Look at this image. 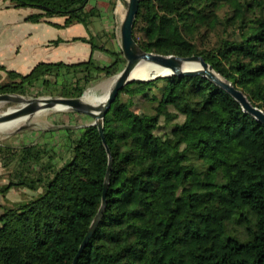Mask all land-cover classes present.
<instances>
[{
  "label": "trees",
  "instance_id": "obj_1",
  "mask_svg": "<svg viewBox=\"0 0 264 264\" xmlns=\"http://www.w3.org/2000/svg\"><path fill=\"white\" fill-rule=\"evenodd\" d=\"M7 1L55 27L101 17L91 0ZM133 35L148 53L203 57L264 110V0H142ZM73 41L111 63L40 62L28 74L0 66V94L79 98L126 63L108 40ZM104 134L106 144L97 126L70 124L0 143V194L30 192L0 214V264L73 263L102 203L107 148L104 214L77 264H264V124L230 93L199 75L135 81Z\"/></svg>",
  "mask_w": 264,
  "mask_h": 264
},
{
  "label": "water",
  "instance_id": "obj_2",
  "mask_svg": "<svg viewBox=\"0 0 264 264\" xmlns=\"http://www.w3.org/2000/svg\"><path fill=\"white\" fill-rule=\"evenodd\" d=\"M142 0H125V14L120 23V49L125 58L126 64L124 68L110 78H115L111 87L109 97L105 104L94 106L87 104L83 101L86 90L79 98H65V97H49V98H31L27 99L25 96L17 94H0V103H13L19 105L15 108H9L5 113L0 115V124L5 122H11L19 119H29L36 113L45 110H57V111H70L81 115H86L93 119V122L84 126H97L99 133L105 143L104 123L105 117L113 102L116 100L119 93L130 83L135 81L150 82L160 78L169 76H203L213 81L228 93H230L236 101L240 103L244 112L254 116L258 121L264 124V110L254 105L242 92L241 89L232 86L227 82L220 74H218L213 67L205 61L201 56L194 55L191 57H179V56H163L154 53H148L141 49L138 43L134 39L133 30L134 23L137 18L140 3ZM154 64L163 70H166L167 74H154L148 77H136L135 73L142 70L144 64ZM188 63H199L201 68L191 69L186 68ZM221 78H219V77ZM109 79V78H108ZM98 85V84H97ZM29 125L21 126L17 131L25 130ZM82 127V126H80ZM106 144V143H105ZM109 155L108 171L105 178L104 192L102 197V203L100 209L95 216L88 233L83 240L78 254L73 260L72 264H77V261L87 247L90 239L94 235L96 228L102 218L106 205L107 190L109 187L110 174L112 171V156L107 148Z\"/></svg>",
  "mask_w": 264,
  "mask_h": 264
},
{
  "label": "rangeland",
  "instance_id": "obj_3",
  "mask_svg": "<svg viewBox=\"0 0 264 264\" xmlns=\"http://www.w3.org/2000/svg\"><path fill=\"white\" fill-rule=\"evenodd\" d=\"M5 2L10 3L7 0H0V51L5 50L6 45L13 42L14 39L18 40L17 37L22 36V33L29 31L28 25H30V23L27 24L24 21L26 17L32 14L39 13L38 9L32 7L13 9L11 11L1 10V8L6 4ZM120 4L124 5L125 8V0L102 1L101 6L107 9H105L103 13L108 12L109 14L105 15L104 20L101 23L100 21L98 22L97 18L94 19L92 23L96 29H100V31L98 32L99 37L97 36L95 42L101 44L102 42L99 41L100 37H102L103 39L106 38L105 41L108 40V47L111 49H120V23L123 18H121L117 14V8ZM46 20L63 21L61 17H54L52 19ZM103 30L107 31L106 35H102ZM32 34H34V32ZM37 36L38 35H36V37ZM22 41L25 44V42H27V39L22 37ZM2 76H5V74L2 73ZM4 79L1 78V80ZM107 79L101 81L100 83L106 81ZM49 97L50 96L39 95L36 92L25 96V98L27 99ZM18 106L19 105L13 103H0V115L5 113L9 108H15ZM92 122L93 119L86 115L76 114L70 111L45 110L38 112L31 118L27 119V121L22 125H29L27 129L21 131H14L10 134H0V143L10 144L12 142L15 143L21 139H24L25 142L27 140L33 142L36 141L37 138L39 139L40 135L47 130L63 129L65 126L70 124L74 127H80L90 124ZM198 123L202 127L203 132L210 136V120L208 118H202L198 121ZM198 133L199 132L197 131L187 130V136L189 139L196 138L198 136ZM27 194H30V192L21 187L11 190L6 196L0 194V214L7 206L25 200L28 196Z\"/></svg>",
  "mask_w": 264,
  "mask_h": 264
},
{
  "label": "crops",
  "instance_id": "obj_4",
  "mask_svg": "<svg viewBox=\"0 0 264 264\" xmlns=\"http://www.w3.org/2000/svg\"><path fill=\"white\" fill-rule=\"evenodd\" d=\"M102 1L104 0H91L89 3L90 7H97L98 11H100L101 17L98 18V22L100 21V23L104 20L105 15L109 14L108 12L103 13L106 8L101 6ZM5 3L1 10L11 11L16 9L10 7V3ZM25 19L24 21L27 24L30 23L28 25L29 31L22 33V36L17 37L18 40L14 39L13 42L6 45L5 50L0 51V66H4L8 70L28 74L40 62H65L73 64L85 62L93 58L100 62V64L106 65L112 61V57L108 53L98 49L93 50L91 44L73 41L75 38H91L95 41L97 36L99 37L98 32L100 29H96L93 24H90L89 27L77 24L59 28L45 21L32 23ZM52 22L62 25L64 19L63 21ZM33 32L34 34H32ZM102 32V35L104 33L107 34L106 30ZM36 35L38 36L36 37ZM22 37L27 39L25 44L23 43L24 40L22 41ZM105 39L101 38L102 43L100 45L105 42ZM57 40H62L63 42L53 44Z\"/></svg>",
  "mask_w": 264,
  "mask_h": 264
},
{
  "label": "bare ground",
  "instance_id": "obj_5",
  "mask_svg": "<svg viewBox=\"0 0 264 264\" xmlns=\"http://www.w3.org/2000/svg\"><path fill=\"white\" fill-rule=\"evenodd\" d=\"M117 14L121 18L124 17V14H125L124 5L122 4L119 5V7L117 8ZM186 68L198 69V68H201V65L199 63H188L186 64ZM158 73L167 74L168 72L154 64L148 63V64H144V66L142 67V70L135 73V76L137 78L138 77L142 78V77H148V76L158 74ZM114 80L115 78H109L106 81L99 83L98 85L94 87L89 88L85 93L83 101L87 104H91L94 106L105 104L109 97V93L111 91V87L114 83ZM26 121H27L26 119H19V120H14L11 122L2 123L0 124V134H10L14 131H17V129L20 128Z\"/></svg>",
  "mask_w": 264,
  "mask_h": 264
}]
</instances>
